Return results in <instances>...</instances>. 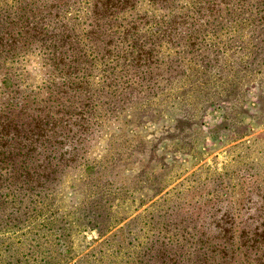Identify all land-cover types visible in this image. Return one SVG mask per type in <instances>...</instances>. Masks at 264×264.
I'll return each mask as SVG.
<instances>
[{
    "label": "trees",
    "instance_id": "1",
    "mask_svg": "<svg viewBox=\"0 0 264 264\" xmlns=\"http://www.w3.org/2000/svg\"><path fill=\"white\" fill-rule=\"evenodd\" d=\"M189 1L0 0V264H66L80 253L67 239L71 229L96 230L101 237L137 209L135 199L123 196L134 195L132 189L114 185L108 173L118 174L115 161L126 156L144 162L145 146L135 141L140 135L123 128L127 113L157 122L174 109L177 136L180 123L190 120L172 86H185L193 76L202 86H217L205 94L201 110L238 92L223 86L264 82V0H195L185 6ZM33 64L37 70L30 69ZM164 95L170 98L162 100ZM103 137L110 138L99 150L105 149L106 168L86 156L91 142ZM76 163L82 168L77 180L86 177L79 186L82 200L72 196L70 210L62 211L63 177ZM171 182L146 184V191L153 189L146 200ZM70 191L76 194L74 187ZM210 194L195 205H208ZM163 202L161 196L144 215L105 237L99 252L114 254L110 245L121 236L132 245L137 236L127 230L125 238V229L135 224L134 233L145 239L131 262L128 257L130 264H264V246H256L264 244V199L247 201L263 214L260 220L248 215V227L256 226L242 232L237 217L216 220L208 207L203 220L188 218L180 206L154 216ZM42 216L41 228L48 231L40 238L17 242L27 234L6 235ZM180 223L188 228L177 231ZM94 253L82 254L79 264Z\"/></svg>",
    "mask_w": 264,
    "mask_h": 264
},
{
    "label": "rangeland",
    "instance_id": "2",
    "mask_svg": "<svg viewBox=\"0 0 264 264\" xmlns=\"http://www.w3.org/2000/svg\"><path fill=\"white\" fill-rule=\"evenodd\" d=\"M191 1H193V5L195 4V0H190L185 3V6ZM30 69L37 70L36 64H33ZM186 83L188 84H184L185 86H172L177 87V93L181 94L177 106L182 107V113L187 115V119L190 120L189 122L180 123L178 127L180 130L179 135H174L177 132L175 128L176 120L171 111L174 109L163 112L157 122L144 120L143 117L140 118L136 111L127 113L125 116L126 125L123 128L126 127L130 134L140 135L135 138V141L145 146V148L142 147L144 148L142 155L139 154L143 156L144 162L125 161L126 156L125 159L115 161L118 164L117 168H120L118 174L110 170L108 173L112 176L114 185L122 186L124 190H129V193L132 189L134 195L124 194L123 196L135 199L133 206L137 209L101 237L97 235L96 230H77L76 233L75 230L68 229L70 234L67 239L71 242L72 251L74 250L73 253H80L67 261L66 264H79L78 258L88 252H96L97 254L94 253L89 258L90 261L88 260L83 264H102L104 260L108 263H110L108 260H112L110 264H130L131 255L135 253L145 239L144 234L137 235L134 233L138 230L135 224L125 229V238H128L127 230L133 236H137L132 245L124 244V237L121 236L115 243L112 242L110 245L109 252L113 251L114 254L106 256L103 252H99L103 249L100 248L101 243L105 237L119 229L130 218L135 217L137 214L144 215V209L161 199V196L165 197V202L161 204L160 208L154 210V216L157 213L164 212V208L173 209L180 206L184 208L182 210L188 214V218H195L196 215L203 220L204 210L208 207L210 217L216 220L221 215L225 217L227 214L232 215L233 218L237 217L236 224L240 228V232L242 230L246 231L248 228L253 229L256 226L257 222H254L248 227L246 223L248 215L260 220L263 213L255 207L249 208L250 205L249 203L247 205V201L250 200L259 204L260 200L264 199V82L261 84L258 80H253L244 86H223L231 91L238 89V92L234 94L230 92L227 99L218 100L216 104L201 110L197 107L205 101V94H211L217 86H202L200 81L195 79V76ZM146 98L149 99V96H146ZM169 98L170 95H164L162 100H168ZM188 114L194 116L191 117L192 115ZM110 115L112 116V113ZM108 139L110 138H101L99 144L91 142V153L86 154L90 158L101 159L98 166L101 165L102 168H106L107 163L104 156L105 149L100 154L101 151L99 150L102 149L100 144L106 143ZM114 141L121 144L123 138L120 137ZM117 148L118 145L115 149ZM136 150L141 151L142 149ZM109 153L113 155V151H109ZM110 168L112 167L110 166ZM81 170L82 168L78 163L72 164V167L66 170L63 177V198L60 196L59 203V208L62 211L63 209L70 210V198L72 196L75 195L74 198H77L78 201L82 200L79 186L84 184L86 177L81 176L83 179L81 182L77 180V178H80L79 172ZM152 171L157 173L156 178L149 175ZM253 172L259 173L260 176L256 178L243 176L246 173ZM238 175L243 177L239 178ZM172 180L173 182H171ZM163 181L171 183L160 194L147 201L146 198L153 189L146 191V184L147 187H150L152 184L162 183ZM78 182H80V185ZM175 186L176 188L169 193ZM70 187L75 188L76 194L70 193ZM173 191H175L174 194ZM208 191L213 194L209 195L211 202L208 205L200 204V206H196L195 202L202 199ZM142 199L145 200L143 204H140L139 201ZM117 200L119 199L116 198L115 201ZM80 212L84 213L82 210ZM185 212H183L184 216H186ZM80 215L78 213V216ZM145 217H148V214H145ZM44 220V216L30 218V222L35 221L34 225H30V228L23 227L21 230L7 232L6 235L27 234L22 238L18 236L17 242L19 239L28 242L32 238H40L43 231H48L43 227L41 228L42 225L40 224ZM184 227L188 228L184 223H180L177 231L182 230ZM82 234L86 236L88 244L85 249H83L85 242H83ZM256 246L260 249L264 244ZM66 254L65 249H62V257H65ZM128 257L130 262H128ZM60 260L63 261L64 258Z\"/></svg>",
    "mask_w": 264,
    "mask_h": 264
}]
</instances>
